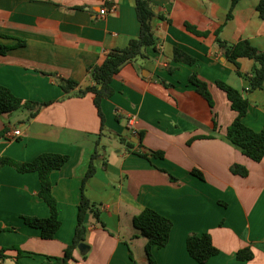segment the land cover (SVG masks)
I'll return each mask as SVG.
<instances>
[{"label":"crops","instance_id":"1","mask_svg":"<svg viewBox=\"0 0 264 264\" xmlns=\"http://www.w3.org/2000/svg\"><path fill=\"white\" fill-rule=\"evenodd\" d=\"M150 1L155 12L150 25L159 41L115 76V94L102 102L106 122L101 131L94 95L67 96L58 81L78 82L73 93L93 85L88 69L101 64L111 50L125 48L139 37L136 1L0 0V33L26 42L0 54V84L25 100L51 102L33 118L24 109L0 115V132L7 129V138L0 140V158L30 162L42 153L69 156L51 174L61 219L51 240L24 222V216L50 215L39 197V175L19 173L11 166L0 168V249L19 246L24 252L19 264L62 257L72 244L83 180L97 149L96 172L85 194L101 205L106 229L89 218L85 241L89 251L83 255L77 248L71 264H149L146 239L135 236L133 226L134 216L145 208L173 221L169 244L152 250L157 264H200L187 250L190 233L212 236L220 252L207 264H264V158L253 161L227 139L237 113L216 84L222 80L244 90L249 81L226 60L214 35L223 27L221 38L227 43L245 39L264 50L259 0H241L230 20L233 0ZM186 23L211 34L198 37ZM0 43L15 45L18 40L0 39ZM175 49L196 63L176 60ZM253 66V60L240 59L242 73L250 75ZM192 73L208 82L214 108L190 84ZM249 99L244 123L260 131L264 88L249 94ZM131 118L136 122L132 128ZM16 131L19 136H14ZM113 135L120 144L110 150L104 138ZM202 135L213 138L192 140ZM122 138L135 144L136 153L161 151L164 157L150 162L129 152ZM235 164L245 166L248 176L232 173ZM170 174L179 182H172ZM243 249L252 251L251 260L237 258ZM9 255L13 258L0 263L14 264L16 253Z\"/></svg>","mask_w":264,"mask_h":264},{"label":"trees","instance_id":"2","mask_svg":"<svg viewBox=\"0 0 264 264\" xmlns=\"http://www.w3.org/2000/svg\"><path fill=\"white\" fill-rule=\"evenodd\" d=\"M137 17L140 22V35L129 41L125 48L111 50L101 64L91 66L88 71L93 80V85L79 90L77 93L73 91L78 87V82L72 79H59V84L67 96L86 94L94 95V104L97 108L100 120L101 131L105 130L106 117L102 109L104 99H109L115 94L113 88V80L119 74L121 68L136 58L144 56V50L147 47H156L159 39L154 35L150 20L155 16L150 0H135ZM241 0H233L232 8L228 14V20L233 17V10ZM257 11L261 19H264V0H259ZM163 20L170 22L164 15H159ZM187 30L198 36L208 37L211 32L201 31L196 26L186 23ZM223 27L214 32L215 42L223 51L227 61L233 63L238 74L244 76L249 81V87L244 90H238L228 83L218 80L217 87L226 93L227 99L230 102L231 108L237 113L235 120L227 129L226 137L234 145L239 147L243 154L255 162H261L264 158V127L260 131H255L244 123V118L247 115L250 107L249 94L258 89L264 88V50H260L253 46L248 40H240L237 43L230 44L221 38ZM0 39H16L18 43L15 45H4L0 43V54L5 55L10 50L25 46L26 42L22 39L12 37L0 33ZM248 58L253 60L254 66L249 74H244L240 71V59ZM175 59L193 65L196 59L186 53L175 49ZM189 82L196 91L203 96L214 108L215 102L210 91L208 82L201 79L197 73H192L189 77ZM49 103H39L31 100H25L15 95L9 88L0 84V115L12 114L21 109L29 111V118L35 117L44 106ZM117 119H121L117 115ZM215 124L217 125L216 119ZM217 129V126H216ZM140 143L143 140V134H139ZM7 138V129L0 132V140ZM213 136L202 135L193 138L195 139H211ZM121 142L127 145L129 152L136 153L133 149L134 143L125 138ZM136 154L146 158L150 162L152 158H163L164 153L161 151H150V153ZM99 150L97 149L91 157L88 172L82 184V197L78 206L77 226L75 229L74 239L71 245L67 246L62 257L49 258L43 264H71L75 261L74 252L81 243H85L89 232L90 221H86L87 216L97 225L106 229V224L102 220V209L99 203L91 201L85 194L86 184L96 172L95 160L99 158ZM69 160L68 155L57 153H42L30 162H22L10 157L0 158V168L11 166L19 173L36 172L39 175L41 188L39 197L43 200L50 210V215L47 218H38L35 216H24V222L33 228L41 231L43 239L51 240L55 238L56 233L61 227V219L59 214L58 202L53 194V183L51 174L55 170L61 169ZM104 165H107L106 161ZM232 173L246 177L249 170L239 164L231 166ZM194 174L203 178L202 174L193 171ZM172 182H179V179L170 174ZM133 226L137 231L135 236H142L146 239L145 252L149 260V264H157L153 257L152 250L154 247L164 248L169 244L171 231L173 229V221L152 208H145L133 218ZM13 230V229H10ZM187 250L189 255L200 264H207L209 260L219 254V249L215 246L213 238L209 233L197 234L190 233L186 240ZM10 252H15L14 264H19V260L23 256V251L19 246L4 247L0 249V262L13 258L9 255ZM239 260H251L253 253L250 249L240 250L237 254ZM2 264V263H0Z\"/></svg>","mask_w":264,"mask_h":264},{"label":"rangeland","instance_id":"3","mask_svg":"<svg viewBox=\"0 0 264 264\" xmlns=\"http://www.w3.org/2000/svg\"><path fill=\"white\" fill-rule=\"evenodd\" d=\"M104 143L109 147V149H114L120 144V139L116 135H113L112 138H104Z\"/></svg>","mask_w":264,"mask_h":264},{"label":"water","instance_id":"4","mask_svg":"<svg viewBox=\"0 0 264 264\" xmlns=\"http://www.w3.org/2000/svg\"><path fill=\"white\" fill-rule=\"evenodd\" d=\"M88 220H89V216H87L86 221H88ZM78 249H79V251H80L81 254L85 255L89 251V246L86 243H81L78 246Z\"/></svg>","mask_w":264,"mask_h":264},{"label":"built area","instance_id":"5","mask_svg":"<svg viewBox=\"0 0 264 264\" xmlns=\"http://www.w3.org/2000/svg\"><path fill=\"white\" fill-rule=\"evenodd\" d=\"M135 120H134V118H131L130 120H129V127L130 128H132V127H134L135 126ZM135 133H136V131L135 130H133ZM20 135V131H16L15 133H14V136H19Z\"/></svg>","mask_w":264,"mask_h":264}]
</instances>
